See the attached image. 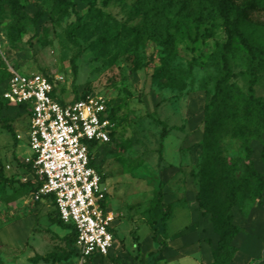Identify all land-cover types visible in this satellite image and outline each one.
I'll use <instances>...</instances> for the list:
<instances>
[{
  "label": "rangeland",
  "instance_id": "rangeland-1",
  "mask_svg": "<svg viewBox=\"0 0 264 264\" xmlns=\"http://www.w3.org/2000/svg\"><path fill=\"white\" fill-rule=\"evenodd\" d=\"M243 1L221 8L216 0L0 1V90L10 69L42 72L65 99L102 97L113 117L110 141L92 152L115 219L113 247L97 264L189 257L211 264L220 235L233 226L239 232L228 264H264V187L259 201L249 172L264 180V108L247 102L250 66L254 94L264 98V0L239 19L251 51L233 36L232 76L206 108L224 72L226 28ZM29 157L27 114L0 97V228L35 214L36 230L61 254L62 241L43 225L55 206L31 199ZM160 189L171 205L166 220ZM33 253L0 237V264H35Z\"/></svg>",
  "mask_w": 264,
  "mask_h": 264
},
{
  "label": "built area",
  "instance_id": "built-area-1",
  "mask_svg": "<svg viewBox=\"0 0 264 264\" xmlns=\"http://www.w3.org/2000/svg\"><path fill=\"white\" fill-rule=\"evenodd\" d=\"M0 95L27 112L31 198H53L60 220L76 232L78 264L107 256L115 219L104 203L108 190L91 163L90 147L110 141L113 123L106 102L100 96L65 99L48 75L17 69H10Z\"/></svg>",
  "mask_w": 264,
  "mask_h": 264
},
{
  "label": "trees",
  "instance_id": "trees-1",
  "mask_svg": "<svg viewBox=\"0 0 264 264\" xmlns=\"http://www.w3.org/2000/svg\"><path fill=\"white\" fill-rule=\"evenodd\" d=\"M0 1H3V0H0ZM216 1L218 3V6H220V8L223 6V4L225 2V0H216ZM255 1L256 0H244L243 3H242L241 8H239L237 10V12L235 14V17H234V20L231 23V26L226 28V30H227V40L223 44L222 50H221L222 51L221 52V55H222V68H223L224 72L219 77V79L217 80V82H216V84L214 86V93H213V95L211 97V100H210L209 104L206 106L207 109L212 108L215 105V103L220 99V97L222 95V86L232 76L230 68H229V54H230V52L232 50L231 41H232L233 36L237 38V40L240 42V44L248 52L251 51L249 45L246 42V39L237 30V26H238L239 19L242 18V16L244 14H249V13L252 12L253 4L255 3ZM248 71H249L250 79H249V85H248L247 102L251 103V104H254L257 107H263L264 108V98H259V97L255 96V94H254V83L256 81L255 67L254 66H250ZM8 76H9V74H8ZM8 76H7V78H8ZM0 97H1V95H0ZM81 97H82L81 95L76 93L75 96L73 97V99H79ZM1 99H2V101L4 103L8 104L7 101H5L2 97H1ZM19 108H22V107H19ZM26 114H27V112H26ZM108 115H109V118L111 120H113V117L109 113V110H108ZM167 131H168V129L163 124L161 135L162 136L166 135ZM98 145L99 144L96 145L95 143L90 144L91 151L93 152V150ZM161 147H162V145L160 144V146H159V154L161 153ZM261 158H262V160H264V144H263V147H262V150H261ZM91 163L93 164L94 161H91ZM25 166L30 171H32L31 162L28 161L27 163H25ZM249 172H250V175L256 181V184H255L256 186H255L254 193L258 197L259 201H262V192H263V187H264V180H263L262 176L260 175V173L257 172L254 168H250ZM32 187H33L32 188V191H33L34 190V185L33 184H32ZM48 197L51 198V200H52V202L54 204L53 198L51 196H48ZM158 203L163 208L162 219L166 220L168 215H169V213H170L171 205L169 203H165V202L162 201V191H161V189L159 190ZM54 206H55V204H54ZM55 211L57 213L56 207H55ZM57 220L64 226H67V227L71 226L72 230H71L70 237L68 238V245L70 246V249L77 255L76 248L74 247V243H75V239H76V232H75L74 228L72 227L71 224H69L70 225L69 226L68 224L62 223L60 221L58 213H57ZM238 232H239V227L238 226H233V227L227 229L225 232H223L220 235L219 240L217 242V246H216L215 250L212 252V258L213 259H212L211 264H228V262L230 261V257H228L226 253H227L228 248L230 247V243L232 242L233 238L238 234ZM161 250H162V245H160L154 252H151L150 255L156 256V255H158V253ZM93 260L89 259L88 260V264H92Z\"/></svg>",
  "mask_w": 264,
  "mask_h": 264
},
{
  "label": "crops",
  "instance_id": "crops-1",
  "mask_svg": "<svg viewBox=\"0 0 264 264\" xmlns=\"http://www.w3.org/2000/svg\"><path fill=\"white\" fill-rule=\"evenodd\" d=\"M42 199H45L53 204L51 198L48 196H45ZM49 218L50 219L49 221H47L46 225L45 224L43 225L45 227V231L49 232L53 238H57L59 241H62L63 247L65 249L61 254H54L52 252V248L50 247L51 244L46 242L45 239L43 238L44 231L40 229L36 230L35 225L37 223V218L35 214H28L27 216L18 219L14 223L4 225L3 227L0 228V237L9 245L16 247L26 246L27 249L31 251V253L35 251V257H36L35 264H77L75 259L70 257L71 252L73 251L70 249V246L68 245V238L70 237L72 230L71 226L68 223H65L62 220H60L62 223L68 224L70 227L62 225L57 220L56 211L55 214L51 215ZM114 226H115V222H114ZM15 228L21 234L19 238L12 237V230H15ZM45 242L46 245H44ZM40 243L43 244L44 246L43 247L40 246ZM66 249L68 250V252ZM163 250L165 251V249ZM76 259H77V255H76ZM237 261L238 260L235 259L231 261V264H237L239 262ZM246 261H247L246 259H243V261L239 262V264H247ZM98 262H99L98 259H94L92 261V264H97ZM165 264H199V262L196 259L189 257L187 259L184 258L169 259L168 262Z\"/></svg>",
  "mask_w": 264,
  "mask_h": 264
}]
</instances>
